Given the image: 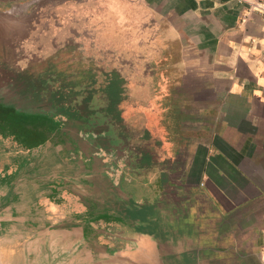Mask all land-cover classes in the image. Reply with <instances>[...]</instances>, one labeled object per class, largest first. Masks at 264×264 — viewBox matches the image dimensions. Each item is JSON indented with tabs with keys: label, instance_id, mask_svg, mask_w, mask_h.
I'll list each match as a JSON object with an SVG mask.
<instances>
[{
	"label": "crops",
	"instance_id": "crops-1",
	"mask_svg": "<svg viewBox=\"0 0 264 264\" xmlns=\"http://www.w3.org/2000/svg\"><path fill=\"white\" fill-rule=\"evenodd\" d=\"M254 1L0 0V93L25 92L11 85L15 67L22 75L36 67L31 50L39 51L38 84L47 81L39 71L48 70L72 87L54 82L59 108L45 106L44 96L38 110L0 111L27 140L59 142L46 162L54 170L31 174L36 192L55 186L76 198L69 218L41 224L27 238L25 264H264V11ZM34 36L39 45L28 41ZM69 36L86 37L89 55L76 46L73 55L53 57ZM154 76L171 88L162 93L178 135L159 167L148 166L147 154L135 157L142 182L154 176L158 186L141 202L106 175L109 158L99 153L121 158L129 145L102 133L109 124L97 110L112 111L109 98L118 97L127 131L125 84L135 91L138 78ZM52 230L66 234L53 254L37 242ZM3 250L0 264L10 252Z\"/></svg>",
	"mask_w": 264,
	"mask_h": 264
},
{
	"label": "rangeland",
	"instance_id": "rangeland-1",
	"mask_svg": "<svg viewBox=\"0 0 264 264\" xmlns=\"http://www.w3.org/2000/svg\"><path fill=\"white\" fill-rule=\"evenodd\" d=\"M83 8L85 9V6ZM109 23L111 24V21ZM74 37H67L63 41L61 51L54 53L52 56L56 57L59 54L63 56H67V54L73 55L74 52L71 50L74 48L76 51V46H80L84 57L89 55L87 52L88 47L85 45L88 43L86 37ZM10 43L18 47L21 46V41L18 39H11ZM32 51L35 50H31L28 54L31 55ZM16 55L20 56L22 53L17 52ZM32 57H34L31 58L33 60L38 59L34 55ZM14 71L16 79L11 86L16 90L22 89V91H25L16 95L21 94L27 97V87L23 86V81L18 80L24 78L21 75L22 69L15 67ZM136 81L138 85L135 91L138 92H135L133 87L132 91H129V85L127 84H125L124 88L123 95L129 94L124 103L126 104L125 123L129 124L127 131L124 129L120 119L116 122L101 120L108 122L109 128L102 133L107 135L113 144H120L121 141L127 140L129 147L128 149H123L125 151L122 152L121 158L117 157L113 151L110 152V156L104 151L99 153V155L109 158V167L106 175L110 177L117 188L123 189L128 194L127 196L134 200L148 202L155 196L154 189H157L158 186L155 185L154 176L148 177V183L142 182L143 172H139V162L135 157L140 152L143 155L147 154L149 164H151L148 166L159 167L157 159H160V162L165 160L163 158L170 151L172 141L174 140L173 143L177 141L176 136L178 134L172 131V129L175 131L177 128L175 126L176 122L173 120L175 115L173 116L171 111L168 114L165 108L167 107V99L163 97L162 93L171 90V88H166L165 85H162L160 78L157 76L152 79H144L142 77ZM32 95L30 94V97ZM31 100L30 104L16 102L17 105H15L27 110L36 108L41 102L39 101L41 97L34 98V101H36L34 103ZM175 103H177L176 100ZM47 107L52 109L53 104L48 103ZM119 107L117 106V109ZM178 117L180 118L179 115ZM182 117L186 118L187 116L183 115ZM104 119L106 118L104 117ZM58 124L64 126V123L60 121H58ZM167 124H170L171 127H169L170 125L167 127ZM83 129H88V126L83 124ZM68 134L67 138L71 140L72 137L70 133ZM23 136L22 128L18 126L13 118L0 114V204H5L3 211L0 212V250L2 253L4 252L3 249L9 248L10 250L2 257L3 261H5V263L2 261L4 264H25V241L33 236L37 226L51 222L58 223L69 218L75 212L76 198L74 195L55 191V186L52 190H43L42 192H36V190L41 189L33 187L32 177L34 175H31L32 173L54 170V165L46 162L49 160V152L55 151L54 147L59 142L53 143V147H47L44 143L40 144L42 138L33 141V139L27 140ZM195 138H197L196 132L194 133ZM139 142L141 145H139ZM140 180L141 183L137 182ZM52 183L54 185L58 182L53 181ZM12 190H14L15 194L10 196L9 194ZM65 237L66 234L62 230H52L50 233L38 237L37 242H41L42 246L53 254L54 250H57L55 247L54 249L52 248L54 242L60 243Z\"/></svg>",
	"mask_w": 264,
	"mask_h": 264
},
{
	"label": "flooded vegetation",
	"instance_id": "flooded-vegetation-1",
	"mask_svg": "<svg viewBox=\"0 0 264 264\" xmlns=\"http://www.w3.org/2000/svg\"><path fill=\"white\" fill-rule=\"evenodd\" d=\"M35 38H37V37H33L32 39H29L28 41H35V40H38V39H35ZM41 39H42V37H40ZM32 41V42H33ZM33 44H36L35 42H33ZM36 45H39V44H36ZM16 46V45H15ZM29 47V45H27V44H22L21 43V47ZM18 46H16V48H17ZM33 47V46H32ZM19 48V47H18ZM75 51V50H74ZM37 54V55H36ZM29 56L27 57L28 59H30V61L33 63V62H35L36 61V64H35V68L31 71V73L29 72L28 73V71H27V69L25 70V73H24V75H22L24 78H21V79H18V80H20V81H23L24 83H25V88L27 87V89L28 88H31V89H28V91L31 93V94H33L32 95V97H24V96H18V95H14V97H8V96H4V95H2L1 93H0V111H2V110H8L9 112H13V114H22V112H23V109H21V108H19V107H17L16 105V102L18 103H29L30 104V99L29 98H32V102L34 103V102H36V101H34V98H38V97H41V99H42V97H44V96H50V99L49 100H47L46 101V103L48 104L49 102L51 103V104H53V109H55V107H57V99H55V97L56 96H54L53 94H55V91H56V87H59L60 86V83L58 82L57 83V85H55L54 84V82L56 81V80H58L59 78H61V80H63V83H64V85L70 90L72 87L71 86H69L68 85V79H65L64 77H62L61 75H60V73H59V75H56V73H54V74H49V71L48 70H44V71H39V74L40 75H42V77H45V78H47V81H45L44 80V83H37L36 81L37 80H39V79H36L35 77H33L32 75L33 74H36V71H38V65H40V63L38 62V60L40 59V57L38 56L39 55V51L37 52L36 50L35 51H32V53H31V55L30 54H28ZM36 56V58H38V59H36V60H33V59H31V58H34V57H32V56ZM20 56H22V55H20ZM16 58H19L18 57V55H16ZM77 58V57H76ZM49 60V59H48ZM40 61H45L44 60V58L42 59V60H40ZM30 62V63H31ZM80 62V61H79ZM52 63V62H51ZM26 64V63H25ZM53 65V64H52ZM26 67V66H25ZM31 67V66H30ZM51 69V68H50ZM66 69L68 70V71H70L71 72V70H73V69H75V67H71L70 65H69V67L68 66H66ZM84 71V70H83ZM22 72H23V70H22ZM63 73H65V72H63ZM112 74H113V72H111ZM115 73V72H114ZM31 74V75H30ZM64 75V74H63ZM31 77V80H32V83H31V86H30V83L29 84H27V82H28V80H29V78ZM71 77V76H70ZM44 78V79H45ZM63 78V79H62ZM27 84V85H26ZM71 85V84H70ZM92 92H94L93 90H92ZM43 95H42V94ZM46 93V94H45ZM48 94V95H47ZM88 94V91L86 92V94H85V96L83 97V98H87L86 96H88L87 95ZM20 95V94H19ZM54 96V97H53ZM71 95H68V97H70ZM29 100H28V99ZM83 98L81 99V102L83 101V103L81 104V107H80V109H82V110H84L85 109V104H88V102L89 101H87V100H83ZM118 97H116V96H114V98H109V100H110V104H109V106H110V108H111V110L112 111H110V112H108L106 109H105V113L103 114V111H100V110H97L98 112L97 113H101L106 119L105 120H109L110 122H116V121H118L119 119H120V121L122 120L121 119V116H120V109H117V106H119V103L115 100V99H117ZM39 102V101H38ZM42 102V101H41ZM42 103H44V102H42ZM57 103V104H56ZM16 104V105H15ZM14 105V106H13ZM39 106H37L36 108H29L28 110H31V111H35V110H38L39 108H41V107H44V106H41V104L39 103L38 104ZM56 105V106H55ZM45 106H47V105H45ZM61 107V106H60ZM65 107H70V104L69 105H66ZM75 107V106H74ZM74 107H72V108H74ZM57 108H59V107H57ZM62 108V107H61ZM27 110V109H26ZM93 114H95L94 112H93ZM106 121V122H107ZM108 123V122H107Z\"/></svg>",
	"mask_w": 264,
	"mask_h": 264
},
{
	"label": "built area",
	"instance_id": "built-area-1",
	"mask_svg": "<svg viewBox=\"0 0 264 264\" xmlns=\"http://www.w3.org/2000/svg\"><path fill=\"white\" fill-rule=\"evenodd\" d=\"M263 1L264 0H256L254 2H251L250 4L252 5V7H255L256 9L264 11V3H263Z\"/></svg>",
	"mask_w": 264,
	"mask_h": 264
},
{
	"label": "water",
	"instance_id": "water-1",
	"mask_svg": "<svg viewBox=\"0 0 264 264\" xmlns=\"http://www.w3.org/2000/svg\"><path fill=\"white\" fill-rule=\"evenodd\" d=\"M33 14H34V16H36L38 13H37V11H35Z\"/></svg>",
	"mask_w": 264,
	"mask_h": 264
}]
</instances>
